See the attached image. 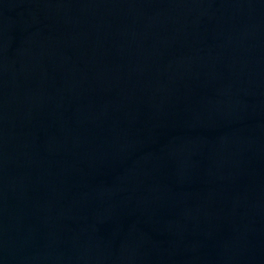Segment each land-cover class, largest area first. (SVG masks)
I'll return each mask as SVG.
<instances>
[{"label":"water","instance_id":"95a60500","mask_svg":"<svg viewBox=\"0 0 264 264\" xmlns=\"http://www.w3.org/2000/svg\"><path fill=\"white\" fill-rule=\"evenodd\" d=\"M0 264H264V0H0Z\"/></svg>","mask_w":264,"mask_h":264}]
</instances>
